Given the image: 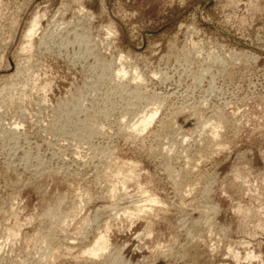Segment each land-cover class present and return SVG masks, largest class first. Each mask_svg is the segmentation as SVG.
<instances>
[{"label": "rangeland", "instance_id": "1", "mask_svg": "<svg viewBox=\"0 0 264 264\" xmlns=\"http://www.w3.org/2000/svg\"><path fill=\"white\" fill-rule=\"evenodd\" d=\"M96 263L264 264V0H0V264Z\"/></svg>", "mask_w": 264, "mask_h": 264}, {"label": "bare ground", "instance_id": "2", "mask_svg": "<svg viewBox=\"0 0 264 264\" xmlns=\"http://www.w3.org/2000/svg\"><path fill=\"white\" fill-rule=\"evenodd\" d=\"M38 30V28L34 25L30 30H29V33L27 34V37L29 38L28 40L29 41H31V39L33 38V36L35 35V33H36V31ZM27 47H29L28 45H27ZM27 47L26 48H24V49H27ZM120 62V61H119ZM122 63V62H121ZM120 67L121 68H119L117 71H118V74H117V76L118 77H121V78H123V77H125L126 76V74L128 73V71L125 69V67H124V65L123 64H121L120 65ZM139 76H136L135 78H134V76H133V80L134 81H136L137 80V78H138ZM131 79V78H130ZM139 80V79H138ZM134 81H132V80H128V84L130 85L131 83H134ZM127 83V82H126ZM138 83V82H137ZM117 84V83H116ZM128 84H126L127 85V87H129L128 86ZM135 85V84H134ZM134 85H132V86H134ZM143 85V84H142ZM141 84H137L136 85V87H135V94L134 95H139L140 93H141V89H142V86ZM141 88V89H140ZM146 88V87H145ZM132 90V89H131ZM134 90H132V92L134 91ZM149 92V91H148ZM133 94V93H132ZM141 95V94H140ZM140 97V96H139ZM154 99V98H153ZM157 104V103H156ZM195 108V107H194ZM158 109H160V108H154V109H151L150 110V113H147V114H145L144 116H142V118H139L140 120L139 121H137V122H135V124H134V132H135V134H136V136L137 135H141L144 131H146L148 128H150V125L154 122V120L156 119V116H157V114H158ZM220 109V108H219ZM213 110V109H212ZM181 111V110H180ZM192 111V110H191ZM200 110H198V112H199ZM147 112V111H146ZM183 112V111H182ZM201 112V111H200ZM199 112V113H200ZM181 113V112H180ZM184 113V112H183ZM193 113V114H192ZM191 114H192V116L194 115L195 116V118H198V123H199V125H200V127H206V126H211V127H209L210 128V130H209V137H208V140H206L207 142V144L205 143V145H206V147H204V148H206V150H207V148L208 147H210V148H215L216 146H220V147H222L223 146V144H221V142H220V139H219V136H220V131L218 130L219 128V126H216V125H212L213 123H210V121H212V120H216V122H217V120H218V122L221 124L223 121H224V117H223V114H221V113H216V114H214L215 115V118L214 119H212L211 118V120H210V116L208 117L209 118V121H207L208 120V118L206 117V119L207 120H205V117H204V119H203V116H202V118H201V116H199L200 114L199 113H197V111L196 112H192ZM203 113V112H202ZM190 114V115H191ZM199 114V115H198ZM213 115V114H212ZM213 115V116H214ZM216 117H217V119H216ZM160 118V117H159ZM174 119H175V117H174ZM174 119H172V120H170V118H169V121L170 122H168L167 124H166V126H169V128L170 127H172V125H174ZM166 120V119H165ZM215 120H214V122H215ZM187 121V120H186ZM217 122V123H218ZM226 122V121H225ZM173 123V124H172ZM197 123V124H198ZM172 124V125H171ZM219 124V125H220ZM224 124V123H223ZM225 125H226V123H225ZM221 127V126H220ZM222 128V127H221ZM199 129H201V128H199ZM204 129V128H203ZM207 129V128H206ZM10 130V133L11 132H13V134L15 133V131H16V126L15 127H12L11 126V128H9L8 129V131ZM166 130V129H165ZM132 131V130H131ZM6 132V131H5ZM133 132V133H134ZM151 132V131H150ZM157 132V131H156ZM184 133H186V132H184ZM189 133V132H188ZM188 133H186V134H188ZM190 134V133H189ZM133 135V134H132ZM150 135V134H149ZM208 135V134H207ZM138 136V137H139ZM142 136V135H141ZM140 136V137H141ZM180 136H182V135H180ZM202 136V135H201ZM138 137H136V138H138ZM162 138V137H161ZM176 138V137H175ZM183 138H184V135H183ZM139 139V138H138ZM207 139V138H206ZM182 141H181V143H183L185 140L184 139H181ZM180 143V144H181ZM204 145V146H205ZM212 145H214V147L212 146ZM226 145V144H225ZM224 147H226V146H224ZM203 148V150L205 151V149ZM211 149V150H212ZM216 149V148H215ZM215 149H214V151H215ZM166 150V149H165ZM201 150V149H200ZM202 150V151H203ZM209 150V149H208ZM207 150V151H208ZM217 150V149H216ZM210 151V150H209ZM209 151H208V156H212V152L211 153H209ZM213 151V150H212ZM219 151V150H218ZM10 152V151H9ZM15 152V151H14ZM201 152V151H200ZM216 152V151H215ZM188 153V152H187ZM204 153V152H203ZM217 153H219V152H217ZM185 154V153H184ZM202 154V153H201ZM206 154H203V155H206ZM168 156V155H167ZM166 156V157H167ZM198 156V155H197ZM201 156V155H200ZM187 158V157H186ZM202 158V157H201ZM170 160V159H169ZM127 161V160H126ZM129 161V160H128ZM121 162L120 164H118L117 165V163H116V165L117 166H115V164H113V168H114V166L115 167H117V170H115L116 171V175H115V177L117 176V175H121L122 173H123V176L125 177V178H123L124 179V181H125V179H127L126 178V174H124V172H126V170H127V168L129 167V165H133L132 164V162ZM172 161V160H171ZM113 162V161H112ZM166 162V161H165ZM194 162V161H193ZM134 163V162H133ZM192 163V162H191ZM196 163V162H195ZM170 164V163H169ZM187 165H188V162H187ZM192 165V164H191ZM112 166V165H111ZM134 167V166H133ZM174 167V166H173ZM188 168H189V166H187ZM191 168L193 167V166H190ZM196 167V166H195ZM130 168H132V167H130ZM130 168H128L129 170H130ZM194 168V167H193ZM192 168V169H193ZM110 169V168H109ZM111 169H112V167H111ZM185 169H186V167H185ZM190 169V168H189ZM189 169L187 170L186 169V171L183 173V172H181L182 173V175H180L181 177H182V179L181 178H179V180L181 179L182 181H181V183L183 182V178H185V175L187 176V174H188V172L189 173H191L192 172V169H190L191 171H189ZM195 169V168H194ZM170 170V169H169ZM183 170V169H182ZM112 171V170H111ZM115 171L113 172L112 171V177H113V174L115 173ZM131 171V170H130ZM176 172V171H175ZM128 173H129V171H128ZM127 173V174H128ZM111 174V173H110ZM193 174V173H192ZM129 175V174H128ZM114 177V178H115ZM129 177H131V175L129 176ZM171 177V176H170ZM187 177H189V176H187ZM200 177V176H199ZM240 177V176H239ZM169 178V177H168ZM117 179V178H116ZM177 179V178H176ZM186 179V178H185ZM175 180V179H174ZM114 181V180H113ZM130 181V180H129ZM115 182V181H114ZM117 182V181H116ZM120 182V181H119ZM118 183V182H117ZM113 183H111V185H112ZM125 184V183H124ZM117 184H115L114 186L112 185V187H111V191L112 192H115L116 190V188H118L117 186H116ZM125 186V185H124ZM110 189V188H109ZM124 189V188H123ZM113 190H115V191H113ZM118 190V189H117ZM148 191V190H147ZM181 191V190H180ZM188 191V190H187ZM186 191V192H187ZM185 192V191H184ZM110 193V192H109ZM185 194V193H184ZM130 195V194H129ZM143 195H144V193H143ZM187 195V194H186ZM154 196V195H153ZM153 196H148L146 199H144V200H146V202H150L149 203V205L152 203V206L153 207H155L154 205H153V202H155V205L156 204H158V199L156 198V197H153ZM184 196V195H183ZM189 198V197H188ZM189 200H190V198H189ZM143 203H145V202H143ZM148 203H147V205H138V204H135V205H133L134 206V208H135V211L134 210H132V211H134V213L137 211L138 212V214L139 213H141V212H143V213H147V212H149V210H151V205H150V207H149V209H148ZM190 205H191V203H190ZM105 206V205H104ZM107 206V205H106ZM186 206V205H185ZM180 207V206H179ZM188 207V206H187ZM103 208V207H102ZM194 208V207H193ZM128 209H129V207H128ZM124 210V213H127L128 215L130 214V215H133V216H135L136 217V215H134V213H130V211L129 210ZM154 209V208H153ZM102 210V209H101ZM106 210V209H105ZM119 210H120V208H119ZM131 210V209H130ZM160 210V209H159ZM152 211V210H151ZM122 212H123V210H122ZM119 213V212H118ZM192 213V212H191ZM142 214V213H141ZM148 214H150V213H148ZM147 214V215H148ZM126 215V214H125ZM127 215V216H128ZM130 215H129V218L131 219V217H130ZM147 215H144V216H147ZM118 216V215H117ZM134 217V218H135ZM138 217H140V216H138ZM143 218V217H142ZM107 222V221H106ZM151 223V222H150ZM188 223V222H187ZM199 224V223H198ZM202 225V224H201ZM148 226V225H147ZM195 229V228H194ZM101 233V232H100ZM45 235V234H44ZM50 236V235H49ZM51 237V236H50ZM83 237V236H82ZM43 238V237H42ZM44 239H46V238H44ZM70 239V238H69ZM72 239V238H71ZM42 241V240H41ZM54 244V243H53ZM69 244V246H75L74 244V241H71L70 243H68ZM79 244V243H78ZM51 246V245H50ZM55 246V245H54ZM68 246V247H69ZM125 246V245H124ZM55 248V247H54ZM68 249V248H67ZM71 249H73V247L71 248ZM70 249V250H71ZM74 249H76V248H74ZM83 249V248H82ZM120 249V248H119ZM53 250V249H52ZM109 250V237H108V235L107 234H105V233H102L101 235L99 234L97 237H96V239L86 248V250L84 249V251H85V253H84V251H82L83 252V254H86V255H88L89 257H99V256H103V254L106 252V251H108ZM115 251H117L116 249H115ZM119 251V250H118ZM71 252V251H70ZM80 252V251H79ZM113 252V251H112ZM120 252V251H119ZM119 252H117V253H119ZM233 252V251H232ZM72 254V253H71ZM116 254V253H115ZM73 255V254H72ZM109 255V254H108ZM115 256V255H114ZM124 256V255H123ZM83 257V256H82ZM87 257V256H86ZM117 258V257H116ZM119 258V257H118ZM120 259V258H119ZM125 260V259H124ZM118 261V260H117ZM125 262V261H124ZM97 264V263H96Z\"/></svg>", "mask_w": 264, "mask_h": 264}]
</instances>
